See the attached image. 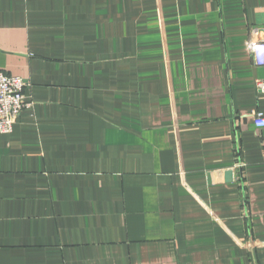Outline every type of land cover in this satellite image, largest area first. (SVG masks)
Returning a JSON list of instances; mask_svg holds the SVG:
<instances>
[{
  "label": "crops",
  "instance_id": "obj_1",
  "mask_svg": "<svg viewBox=\"0 0 264 264\" xmlns=\"http://www.w3.org/2000/svg\"><path fill=\"white\" fill-rule=\"evenodd\" d=\"M264 0H0V264H264Z\"/></svg>",
  "mask_w": 264,
  "mask_h": 264
},
{
  "label": "built area",
  "instance_id": "obj_2",
  "mask_svg": "<svg viewBox=\"0 0 264 264\" xmlns=\"http://www.w3.org/2000/svg\"><path fill=\"white\" fill-rule=\"evenodd\" d=\"M249 48L253 53L254 62L264 66V27H254ZM255 87L264 94V79L258 78ZM26 81L19 75L7 74L0 70V133H10L14 122L24 109H28L31 100H25ZM254 124L264 126V116L261 111L254 113Z\"/></svg>",
  "mask_w": 264,
  "mask_h": 264
}]
</instances>
